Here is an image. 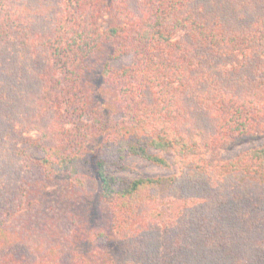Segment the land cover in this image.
Wrapping results in <instances>:
<instances>
[{"label": "trees", "instance_id": "16d2710c", "mask_svg": "<svg viewBox=\"0 0 264 264\" xmlns=\"http://www.w3.org/2000/svg\"><path fill=\"white\" fill-rule=\"evenodd\" d=\"M262 132L264 0H0V264H87L80 201L118 264H264V143L222 158Z\"/></svg>", "mask_w": 264, "mask_h": 264}, {"label": "rangeland", "instance_id": "374dc122", "mask_svg": "<svg viewBox=\"0 0 264 264\" xmlns=\"http://www.w3.org/2000/svg\"><path fill=\"white\" fill-rule=\"evenodd\" d=\"M132 60V55H125L117 59L114 64L120 67L131 64ZM262 143H264V132L240 138L224 147L222 158L231 159L240 152L259 146ZM28 150L34 156H42V152L34 147H28ZM166 157L170 163L168 166L154 164L139 156H130L126 160L128 169L119 175L122 177L147 175L167 178L179 174V168L175 163V154L167 153ZM68 185L66 177L57 179L54 182L47 193L51 198L49 206H55L59 211L67 206L65 201L67 197L65 196L68 194ZM80 203L81 212L77 213V225H75L74 229L75 234L77 233L76 240H74V246L70 245V247L80 250L84 254L87 264H118V259L121 255V244L112 227L110 217L109 215L107 216V210L101 209L96 202L95 204L91 203L90 212V209L86 208V204L83 201H80ZM74 208L78 209L76 206ZM80 235L81 238H79Z\"/></svg>", "mask_w": 264, "mask_h": 264}]
</instances>
